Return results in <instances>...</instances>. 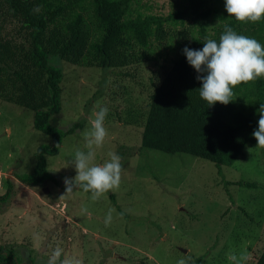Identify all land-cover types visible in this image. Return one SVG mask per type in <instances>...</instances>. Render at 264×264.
<instances>
[{
	"label": "rangeland",
	"instance_id": "374dc122",
	"mask_svg": "<svg viewBox=\"0 0 264 264\" xmlns=\"http://www.w3.org/2000/svg\"><path fill=\"white\" fill-rule=\"evenodd\" d=\"M171 3L182 4L141 1L158 16L168 15ZM48 64L63 74L61 110L50 126L73 129L58 154L46 157L53 179L36 187L18 180L32 172L39 146L56 144L34 130L32 112L0 100V194L8 181L16 191L8 204L0 205V247L15 262L47 264L59 246L61 260L75 257L81 264H177L181 259L186 264H233L230 252L246 255L242 264L259 263L264 252V148L248 146L232 167L222 168L224 179L212 164L189 155L141 154L146 102L167 63H139L105 74L58 58H49ZM99 106L109 109V135L94 163L106 162L109 152L121 156V186L98 201L82 189L60 199L65 178L77 175L75 152L87 151L84 133ZM110 209L113 219L106 226Z\"/></svg>",
	"mask_w": 264,
	"mask_h": 264
},
{
	"label": "trees",
	"instance_id": "16d2710c",
	"mask_svg": "<svg viewBox=\"0 0 264 264\" xmlns=\"http://www.w3.org/2000/svg\"><path fill=\"white\" fill-rule=\"evenodd\" d=\"M141 1L0 0V100L32 112L34 130L57 145L73 129L50 126L61 110L63 74L48 64L49 58L102 74L163 61L169 67L147 99L140 153L189 155L212 164L224 179L222 168L232 167L248 146L258 145L253 133L264 104V77L237 86L228 105L211 106L201 98V74L183 50H202L209 39L219 43L226 25L264 46V19L241 23L226 12L225 0H181L178 6L171 3L166 16L149 13L151 7ZM58 152L56 146H39L32 172L18 180L36 187L53 179L46 157ZM15 192L8 181L0 205L8 204ZM110 199L115 203L112 195ZM0 264L21 263L0 247ZM258 264H264V252Z\"/></svg>",
	"mask_w": 264,
	"mask_h": 264
},
{
	"label": "clouds",
	"instance_id": "9594fccd",
	"mask_svg": "<svg viewBox=\"0 0 264 264\" xmlns=\"http://www.w3.org/2000/svg\"><path fill=\"white\" fill-rule=\"evenodd\" d=\"M225 9L230 17L241 23H256L264 19V0H225ZM184 54L188 63L201 75L197 79L202 84L200 96L208 104L220 103L228 105L233 102L234 89L241 84H249L264 77V46L254 38L238 34L233 28L225 26L219 43L209 39L203 44L202 50L185 48ZM109 109L99 106L94 110L89 122L91 129L84 133L87 151L77 150L73 166L77 175L74 179L65 178V194L60 199L82 189L91 192V199L98 201L110 191L119 190L122 182V157L109 152V159L103 164L94 163L96 150L102 148L109 135L105 127V119ZM253 136L258 142L257 147L264 148V104H260L258 129ZM60 144L56 147L59 149ZM88 213L87 208L83 209ZM113 210L110 209L105 225L111 224ZM63 249L57 246L50 254L47 264H81L75 257L65 256L61 260ZM233 264H242L248 259L246 255L228 254ZM177 264H186L181 259Z\"/></svg>",
	"mask_w": 264,
	"mask_h": 264
},
{
	"label": "water",
	"instance_id": "95a60500",
	"mask_svg": "<svg viewBox=\"0 0 264 264\" xmlns=\"http://www.w3.org/2000/svg\"><path fill=\"white\" fill-rule=\"evenodd\" d=\"M46 192H47V190H45ZM183 252H184V250H183Z\"/></svg>",
	"mask_w": 264,
	"mask_h": 264
}]
</instances>
